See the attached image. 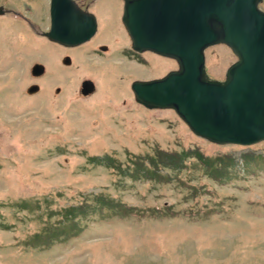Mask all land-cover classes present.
Masks as SVG:
<instances>
[{
    "label": "rangeland",
    "instance_id": "374dc122",
    "mask_svg": "<svg viewBox=\"0 0 264 264\" xmlns=\"http://www.w3.org/2000/svg\"><path fill=\"white\" fill-rule=\"evenodd\" d=\"M49 4L0 0V264H264V141L213 143L135 100L178 63L132 48L124 0L91 5L99 30L75 47L17 15L46 31ZM205 55L217 80L237 60Z\"/></svg>",
    "mask_w": 264,
    "mask_h": 264
},
{
    "label": "water",
    "instance_id": "95a60500",
    "mask_svg": "<svg viewBox=\"0 0 264 264\" xmlns=\"http://www.w3.org/2000/svg\"><path fill=\"white\" fill-rule=\"evenodd\" d=\"M262 1L125 0L122 20L133 49L173 58L179 66L160 78L133 81L136 101L149 109L175 110L196 135L214 143L264 141ZM50 10L51 29L45 33L50 40L73 47L95 35V14L75 0H51ZM4 13L1 6L0 15ZM220 43L237 56L223 81L206 71L205 50ZM43 72L41 64L33 69L35 75ZM95 90L93 80L82 82L83 95ZM38 91L36 84L28 88L31 94Z\"/></svg>",
    "mask_w": 264,
    "mask_h": 264
},
{
    "label": "flooded vegetation",
    "instance_id": "af4514ba",
    "mask_svg": "<svg viewBox=\"0 0 264 264\" xmlns=\"http://www.w3.org/2000/svg\"><path fill=\"white\" fill-rule=\"evenodd\" d=\"M96 1L97 0H93L91 3H88V2H85V1H77L78 2V4L83 8V9H86V10H88V11H90V6L91 5H93V4H95L96 3ZM108 5H104V7H107ZM49 7L51 8V0H50V4H49ZM50 8H49V14L46 16V19H45V21H44V23L46 24V23H49V26H48V29L46 30V31H41V30H39V25H36V22H35V24H34V22H33V20L31 19V18H28L27 16H24V15H21L20 13H17V15L18 16H20V17H22V18H24L25 20H26V22H27V24H28V26L30 27V29H32V30H34V31H36V32H40V33H42V35L43 36H45L44 35V33L45 32H47L48 30H50V28H51V10H50ZM7 10L8 11H6V14L7 13H9L11 10L9 9V8H7ZM97 20H98V23H99V18H98V16H97ZM96 36V35H95ZM95 36L93 37V38H95ZM46 37V36H45ZM47 38V37H46ZM92 38V39H93ZM91 39V40H92ZM90 40V41H91ZM101 48H104V47H107L105 44H102L101 46H100Z\"/></svg>",
    "mask_w": 264,
    "mask_h": 264
}]
</instances>
